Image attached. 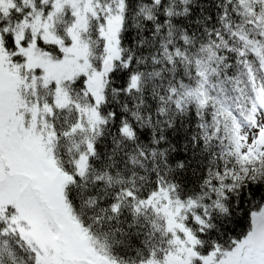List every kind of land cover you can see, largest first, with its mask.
<instances>
[{
  "label": "snow or ice",
  "instance_id": "snow-or-ice-1",
  "mask_svg": "<svg viewBox=\"0 0 264 264\" xmlns=\"http://www.w3.org/2000/svg\"><path fill=\"white\" fill-rule=\"evenodd\" d=\"M0 264H264V0H0Z\"/></svg>",
  "mask_w": 264,
  "mask_h": 264
}]
</instances>
